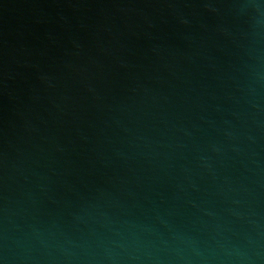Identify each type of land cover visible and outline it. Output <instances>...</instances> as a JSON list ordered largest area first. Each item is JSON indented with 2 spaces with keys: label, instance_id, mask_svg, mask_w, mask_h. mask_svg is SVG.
Masks as SVG:
<instances>
[{
  "label": "water",
  "instance_id": "water-1",
  "mask_svg": "<svg viewBox=\"0 0 264 264\" xmlns=\"http://www.w3.org/2000/svg\"><path fill=\"white\" fill-rule=\"evenodd\" d=\"M0 264H264V0H0Z\"/></svg>",
  "mask_w": 264,
  "mask_h": 264
}]
</instances>
